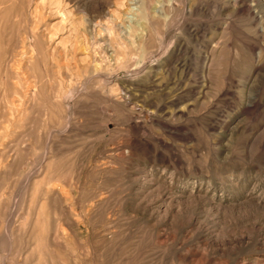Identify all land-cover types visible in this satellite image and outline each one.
<instances>
[{
  "label": "rangeland",
  "instance_id": "rangeland-1",
  "mask_svg": "<svg viewBox=\"0 0 264 264\" xmlns=\"http://www.w3.org/2000/svg\"><path fill=\"white\" fill-rule=\"evenodd\" d=\"M0 264H264V0H0Z\"/></svg>",
  "mask_w": 264,
  "mask_h": 264
}]
</instances>
